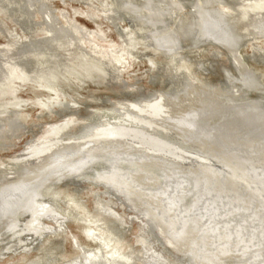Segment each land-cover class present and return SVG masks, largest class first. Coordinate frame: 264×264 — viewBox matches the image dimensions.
I'll return each instance as SVG.
<instances>
[{"label":"bare ground","instance_id":"obj_1","mask_svg":"<svg viewBox=\"0 0 264 264\" xmlns=\"http://www.w3.org/2000/svg\"><path fill=\"white\" fill-rule=\"evenodd\" d=\"M185 3L189 2L116 0L115 7L108 6L101 14L109 23L127 14L129 25L143 30L138 35L143 46L172 57L179 67L184 62L179 54L184 41L192 46L209 42L225 50L234 71L224 68L222 84H207L185 69L177 74L175 68V76H180L177 87L155 92L148 99L116 101L119 107L111 108L112 121L104 119L86 127L69 116L60 123H45L41 133L14 157L16 169H7L0 161L1 257L7 251L31 250L23 247L26 241L60 228L66 216L57 206L62 190L58 185L66 179H56L68 172L78 187H83L85 179L105 188L102 195H94L93 211L76 198L63 201L67 214L85 224V235L108 250L106 256L103 250L97 253L79 245L81 258L60 264H139L137 258L143 264H170L171 259L173 264H264V222L256 217L264 213V94L257 73L238 56L239 43L247 34L264 37V0L255 12L258 15L243 20L246 33H237L242 16L238 22L236 13L219 6L222 0H192L189 19L177 11ZM35 5L34 0H24L23 7L31 11ZM61 16L81 27L75 19L67 21L66 12ZM29 21L26 17L22 23L27 27ZM39 24L41 35L26 34L22 44L0 46L6 58V64L0 63V94L8 93L7 85L15 78L43 84L39 87L52 83L62 51L75 46L50 9H45ZM93 33L94 46L116 58L108 64L126 62L125 69L132 64L136 57L131 49L133 35L115 43L101 27ZM81 52L88 57L87 51ZM34 57L51 65L35 71L30 62ZM197 69L204 72L200 65ZM251 91L256 92L254 97L249 96ZM73 125L81 129L78 134H70ZM116 199L133 210L134 214L122 210L129 220L144 218L137 221L139 228H154L162 249L169 250L172 258L156 252L144 239L148 234L140 230L138 256H131L132 250L121 251L117 244L126 221L115 210ZM227 218L231 222L224 223ZM44 219L53 221L56 228ZM72 241L79 244L75 236Z\"/></svg>","mask_w":264,"mask_h":264},{"label":"rangeland","instance_id":"obj_2","mask_svg":"<svg viewBox=\"0 0 264 264\" xmlns=\"http://www.w3.org/2000/svg\"><path fill=\"white\" fill-rule=\"evenodd\" d=\"M169 1L171 2V0ZM187 1L189 2L188 4L185 3L184 7L177 10L178 14L180 13L179 15L184 19H189L190 17L192 0ZM261 1L263 0H222L223 4H219V6L223 5L224 8L230 9L234 14L236 13L234 17H237L238 22L241 19L240 16H242V21L239 24L237 23L235 28L237 33H246V26L243 20L250 18L251 15H258L255 12L262 7ZM253 2L256 5H253ZM34 3L37 5L31 11H27L23 7L24 0H0L1 48L8 47L12 43H15V45L22 44L25 42L27 35L30 37L41 35L43 26L39 22L45 16V9H50L58 25L69 31L75 46L62 51L55 64L59 73L57 77L52 78V83H48L49 86L39 87L43 84L15 78L13 83L11 82L10 85H7L9 88L8 93L0 94V161H3L7 169H16L14 157L21 153L26 142L35 139L41 133L45 123H60L65 117L69 116L78 119V122L82 121V124L86 127L89 125L92 127L104 119L112 121L114 119L112 115L115 112L111 108L114 106L118 109L119 107V105H115L116 101L148 99L155 92H167L177 87L180 76L178 78L175 76V68L178 70L176 71L177 74L184 72L185 69L186 73L191 76L196 75L207 84H222L224 82V68H230V71H234L230 66V60L225 50L209 42H202L197 46H192L189 41H184V45L179 51L180 55H184V62H179L180 65L183 64L181 67L175 64L172 57H165L151 47L145 48L139 41L141 38L138 36L143 35V30L140 25L136 27L130 26L127 14H120L121 20L110 22L112 24L107 22L108 20L102 16L101 11L111 5L115 7L116 0H34ZM62 11L66 12L67 21L75 19L81 27L75 25L72 21L66 22L61 16ZM26 17L31 22V24L29 23L31 26H27L28 28L22 23V20L26 19ZM99 27L106 32L108 35L107 39L115 43H120V41L126 39V35H133V42L129 41L134 45H131V49L137 58L134 57L133 61L131 60L132 64L129 67L125 69L126 62H119L118 64L107 63V61H113L116 58L114 59L112 55H108V53L95 47L96 40H94L93 32L98 30ZM250 35L247 34L239 43L238 56L257 73L262 84L260 93L264 94V37L261 36L262 34L253 37ZM135 40H138V43ZM83 41L88 43L85 44V47L81 44ZM81 49L83 52L87 51L86 55L88 57L83 56ZM261 50H263V54L259 52ZM93 52L96 53V57H93ZM30 59L35 71L48 69L49 65H51L50 62L44 63L42 59L36 57ZM149 59L152 60L154 65H151ZM0 63L6 64V58L1 52ZM116 65L119 66V69L118 66L117 68L115 67ZM198 65L204 68V72L197 69ZM10 66V63L8 66L5 65L6 68ZM29 67L27 66L26 69H29ZM43 81L48 82L46 79ZM255 95L256 92L254 91L249 93V96L254 97ZM76 126H72L71 135L80 132L81 129ZM153 160L155 162L158 161L156 158ZM63 174L64 172L58 177V180L56 179L57 182H60L59 180L61 179H66L61 182L62 184L58 185L62 189H60V198L62 200L57 201V206L59 211H62V214L66 216L65 220H62V227L60 226L57 229L53 221L44 219V223L55 227L56 230L52 231L53 233L47 232L48 234L45 233L41 237L32 238L34 240L30 238L29 242L26 241L23 247L26 246L27 249L31 250L5 252L3 257L0 256V264H25L36 258H40L41 264H60L68 259H80L79 245L84 249L93 250L97 253L103 250L102 253L107 256L108 249L103 244L101 245L85 235V224L74 216L67 214L66 210L69 208L63 201L69 198H76L86 208L93 211L94 195L97 192L104 191L105 188L102 184L97 186L91 181H85V179H83V187H78L75 182H71L73 180L70 179V173L65 172ZM203 187L204 185L201 186V188ZM116 203H119V206L116 205L115 210L121 215H123L122 210H125L126 214H134L131 212L133 210L126 206L125 201L116 199ZM123 217L126 222L125 225L120 227L121 239L120 244L117 245L121 246V251L124 254L132 250L134 254L130 255H133V257L138 256L141 246L136 243V235L140 230L148 234L144 239L151 243L156 252H160L169 258L174 256L169 253V250L162 249L163 245L161 247L160 244L162 240L159 239L160 237L155 233L151 225L146 229L145 227L139 228L137 221L140 219L143 221V217H138V219L136 218L137 220L135 218L129 220L126 215H123ZM256 217L257 220L264 222V213H260ZM106 219L111 220V218ZM227 222H231L230 218L224 219V223ZM214 224L217 225L218 222L211 223L206 231L211 229ZM73 236H75L79 244L73 243ZM50 241L52 244L49 243ZM219 241H222V239ZM1 245L2 243H0V247ZM144 251L145 249L142 250V252ZM137 261H139V264H143L138 258ZM170 264H173L172 259ZM183 264L192 263L189 261L186 263L185 261Z\"/></svg>","mask_w":264,"mask_h":264}]
</instances>
